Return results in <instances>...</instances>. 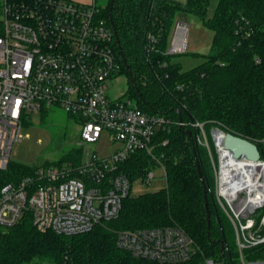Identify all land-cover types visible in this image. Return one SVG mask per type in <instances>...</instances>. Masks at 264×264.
<instances>
[{
  "label": "built area",
  "instance_id": "2783aa9c",
  "mask_svg": "<svg viewBox=\"0 0 264 264\" xmlns=\"http://www.w3.org/2000/svg\"><path fill=\"white\" fill-rule=\"evenodd\" d=\"M101 14L95 2L0 0V174L9 166L24 118L55 108L79 121L82 143H96L108 134L121 145L109 159L87 152L80 166L39 167L0 187V230L30 214L42 233L90 232L117 219L131 194L132 182L118 172L119 164L137 153L155 158L156 134L170 120L149 115L130 99L108 96L107 83L121 65L114 29ZM177 28L183 30L180 24ZM174 45L170 54L183 51L173 50ZM192 125L200 130L198 140L215 167L216 200L246 264L245 251L264 244V155L258 163L236 159L224 148L220 129L209 137L204 124ZM154 179L150 171L142 182L150 185ZM117 245L160 264L186 262L196 250L194 240L178 227L122 231Z\"/></svg>",
  "mask_w": 264,
  "mask_h": 264
},
{
  "label": "trees",
  "instance_id": "16d2710c",
  "mask_svg": "<svg viewBox=\"0 0 264 264\" xmlns=\"http://www.w3.org/2000/svg\"><path fill=\"white\" fill-rule=\"evenodd\" d=\"M211 1L108 0L101 16L115 32L121 65L116 75L126 74L139 109L170 120L155 137L165 187L129 195L117 219L83 234L42 233L26 214L16 226L0 230V264H160L119 248L117 237L122 231L167 227L182 229L196 245L192 257L179 264H243L233 226L216 200L208 151L192 124H204L209 137L220 129L247 139L264 155V0H218L209 17ZM184 15L198 17L214 33L210 52L194 54L204 62L188 71L167 53ZM151 161L137 153L119 164L118 172L133 182L146 176ZM197 162L208 186L210 226ZM57 163L27 166L10 161L0 174V187L17 183L39 167L80 166L82 150L69 149ZM245 260L264 262V244L246 250Z\"/></svg>",
  "mask_w": 264,
  "mask_h": 264
},
{
  "label": "rangeland",
  "instance_id": "374dc122",
  "mask_svg": "<svg viewBox=\"0 0 264 264\" xmlns=\"http://www.w3.org/2000/svg\"><path fill=\"white\" fill-rule=\"evenodd\" d=\"M72 1L83 5H92L95 2L102 10L108 5V0ZM178 1L185 2L186 0ZM217 4L218 0L211 1L209 17H211L216 10ZM179 23L188 24V32L186 34V31L180 30L178 38H176L175 30ZM179 23L175 26L167 53L170 54L172 44L175 43L176 39V44H181L180 48L186 43V48L182 52L172 53V55H175L173 56V62L180 63L183 70L188 71L204 62L205 59L203 57L194 54L207 55L210 52L214 33L205 27L202 21L196 16H180ZM183 32L185 33V38H183ZM107 85V93L112 100L130 99L134 105H137L135 98L131 97L129 79L126 74L120 73L114 76L108 81ZM81 130L80 124L62 109L55 108L50 111L31 114L23 120L21 138L13 146L11 161L27 166L55 165L63 158L64 154L68 153L69 149L74 148L82 150V162L85 161L87 152L91 155H96L100 159H109L121 148V145L115 143L108 134H104L96 143H82L80 137ZM156 142L157 141H155V143ZM149 157L153 161L150 162V169H148V172L152 171L155 179L150 185H144L141 178L134 181L132 180V191L130 194L132 197H137L144 193L157 192L165 187V171L156 155V148L154 150L155 158ZM64 164L67 163H63V165ZM212 170L215 173L216 170L213 164ZM225 217L227 218L226 214ZM227 220L229 219L227 218ZM255 263L256 262L246 261V264ZM261 263L264 264V262Z\"/></svg>",
  "mask_w": 264,
  "mask_h": 264
},
{
  "label": "water",
  "instance_id": "95a60500",
  "mask_svg": "<svg viewBox=\"0 0 264 264\" xmlns=\"http://www.w3.org/2000/svg\"><path fill=\"white\" fill-rule=\"evenodd\" d=\"M179 24L184 31H187L188 24H186V23H179ZM219 133L223 137L222 138V144H223L224 148L226 150L230 151L233 154L234 158L239 159L241 157H245L249 161L254 162V163H258L261 161L262 153L256 144L252 143L251 141H249L247 139L235 136L231 133H225L222 130H219ZM189 135L191 136V133H189ZM197 170H198L200 182L204 186L205 207H206V212H207L208 225L210 226L211 216L209 213L208 186L203 179L199 162H197ZM213 200L214 199L212 198V201ZM217 218H218L219 224H221L219 217H217ZM223 239H224L225 246L227 248L225 235H223ZM222 253L224 254V249H222Z\"/></svg>",
  "mask_w": 264,
  "mask_h": 264
},
{
  "label": "crops",
  "instance_id": "0c3cea01",
  "mask_svg": "<svg viewBox=\"0 0 264 264\" xmlns=\"http://www.w3.org/2000/svg\"><path fill=\"white\" fill-rule=\"evenodd\" d=\"M179 29L177 28L176 30H175V37L176 38H178V33H179ZM187 32H188V29H187V31H186V34H187ZM184 33V32H183ZM183 38H185V33H184V35H183ZM177 42V41H176ZM186 42H187V39H186ZM176 46L178 47V48H180V46H181V44L180 45H177L176 44Z\"/></svg>",
  "mask_w": 264,
  "mask_h": 264
},
{
  "label": "bare ground",
  "instance_id": "6f19581e",
  "mask_svg": "<svg viewBox=\"0 0 264 264\" xmlns=\"http://www.w3.org/2000/svg\"><path fill=\"white\" fill-rule=\"evenodd\" d=\"M176 41H177V39H176ZM176 41H175V45H174L173 50L180 51V50H184V49L186 48V43L182 46V48H178V47L176 46Z\"/></svg>",
  "mask_w": 264,
  "mask_h": 264
}]
</instances>
